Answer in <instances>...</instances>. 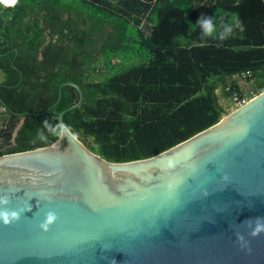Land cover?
I'll return each instance as SVG.
<instances>
[{
    "label": "trees",
    "instance_id": "obj_1",
    "mask_svg": "<svg viewBox=\"0 0 264 264\" xmlns=\"http://www.w3.org/2000/svg\"><path fill=\"white\" fill-rule=\"evenodd\" d=\"M243 73L247 91H264V0L3 1L0 155L60 138L78 89L64 85L43 111L73 81L83 102L63 120L87 147L110 161L153 156L218 122L217 90L244 93Z\"/></svg>",
    "mask_w": 264,
    "mask_h": 264
},
{
    "label": "water",
    "instance_id": "obj_2",
    "mask_svg": "<svg viewBox=\"0 0 264 264\" xmlns=\"http://www.w3.org/2000/svg\"><path fill=\"white\" fill-rule=\"evenodd\" d=\"M67 84L79 99L60 138L0 155V209H24L0 218V264H264V91L153 156L110 161L63 120L79 84L43 112Z\"/></svg>",
    "mask_w": 264,
    "mask_h": 264
},
{
    "label": "clouds",
    "instance_id": "obj_3",
    "mask_svg": "<svg viewBox=\"0 0 264 264\" xmlns=\"http://www.w3.org/2000/svg\"><path fill=\"white\" fill-rule=\"evenodd\" d=\"M198 23H203L205 32L210 31L212 28L211 23H209L208 21L198 20ZM7 203H8V200L6 196L0 197V204H7ZM23 210L24 209L16 210V209L2 208L0 209V218H3L4 222L7 223L9 216L12 218H15ZM55 218H56V213L54 211H48L45 215V221L42 223L41 226L46 228L48 226V223L52 222Z\"/></svg>",
    "mask_w": 264,
    "mask_h": 264
},
{
    "label": "rangeland",
    "instance_id": "obj_4",
    "mask_svg": "<svg viewBox=\"0 0 264 264\" xmlns=\"http://www.w3.org/2000/svg\"><path fill=\"white\" fill-rule=\"evenodd\" d=\"M3 1H8V0H0V5ZM149 58V55L146 54V53H141V54H136V55H133L129 60L131 62H134V63H141V62H145L147 61ZM118 61V60H117ZM106 74H108V70L107 68L103 70V72L99 75L101 78H103ZM243 84H244V90L247 91V87L249 86L248 83L246 81H243ZM244 91V93H245ZM219 96H220V101L221 103L224 105L225 109H226V112L223 114L226 115L228 113H230L232 110H234L233 108V99L230 97V98H226L222 95V90L219 88L217 90Z\"/></svg>",
    "mask_w": 264,
    "mask_h": 264
},
{
    "label": "built area",
    "instance_id": "obj_5",
    "mask_svg": "<svg viewBox=\"0 0 264 264\" xmlns=\"http://www.w3.org/2000/svg\"><path fill=\"white\" fill-rule=\"evenodd\" d=\"M239 79L240 83H243V81H246L247 77H249V74L243 73L236 75ZM259 92H256L254 90L245 91V93L239 94L234 93L233 94V108L237 109L238 107H241L242 105L246 104L248 101H250L253 97H255Z\"/></svg>",
    "mask_w": 264,
    "mask_h": 264
}]
</instances>
